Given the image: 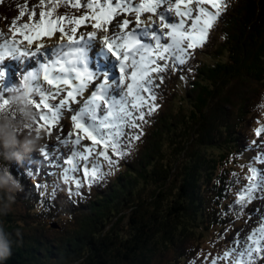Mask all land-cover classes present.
<instances>
[{
	"label": "trees",
	"instance_id": "16d2710c",
	"mask_svg": "<svg viewBox=\"0 0 264 264\" xmlns=\"http://www.w3.org/2000/svg\"><path fill=\"white\" fill-rule=\"evenodd\" d=\"M23 1L39 5L5 0L0 16L8 18ZM216 27L214 50H201L192 64L196 78L192 70L184 74L141 140L102 182L85 187L82 196H69L66 186L56 190L68 206L9 209L5 229L19 228L24 240L7 231L13 247L4 264H52L53 254L65 256V264H212L202 256L218 255L243 221L246 206L234 202L248 165L256 166L241 141L252 132L248 122L258 107L264 112V0H234ZM44 215L70 218L63 231L49 235L40 224L49 218Z\"/></svg>",
	"mask_w": 264,
	"mask_h": 264
},
{
	"label": "snow or ice",
	"instance_id": "6c2138e0",
	"mask_svg": "<svg viewBox=\"0 0 264 264\" xmlns=\"http://www.w3.org/2000/svg\"><path fill=\"white\" fill-rule=\"evenodd\" d=\"M62 5L80 14H59ZM27 7L24 5L12 21V38L0 34V61L8 56L35 55L44 48L43 44L34 45L42 37L64 41L52 48L54 58H46L40 71L29 73L21 87L39 113L37 129L49 135L59 130L63 138L57 137L58 145L70 146L65 166L58 160L55 166L61 167L59 175L68 195L82 196L85 187L91 189L102 182L141 140L144 127L161 107L158 89L170 74L192 70L190 62L227 10V0H39L40 11L36 7L25 11ZM173 15L177 19H172ZM25 16L30 22L18 24ZM82 27L93 30L77 38ZM17 33L22 40L16 39ZM85 37L99 38L119 61L116 81L89 69L86 48L81 46ZM24 42L27 46H22ZM39 80L50 89L42 83L34 86L33 81ZM57 97L58 102L52 103ZM8 108L9 100L0 97V111ZM66 113L71 126L67 132L60 127ZM254 131L257 137L264 136V124ZM40 152L49 163L55 158L47 148ZM253 160L264 164V153ZM248 170L247 183L237 191L234 202L241 208L254 200L257 192H264V169L248 165ZM233 176L239 182L237 174ZM58 187L53 185V197ZM229 256L232 264L264 260V222L251 230L242 248L224 253V258Z\"/></svg>",
	"mask_w": 264,
	"mask_h": 264
},
{
	"label": "clouds",
	"instance_id": "9594fccd",
	"mask_svg": "<svg viewBox=\"0 0 264 264\" xmlns=\"http://www.w3.org/2000/svg\"><path fill=\"white\" fill-rule=\"evenodd\" d=\"M196 75L193 76L196 78ZM8 100L10 108L0 111V193L7 195L6 202L0 199V223L11 209V204L15 203V194L24 191L20 181L10 172L11 163H20L25 155L40 151L45 136V130L36 127L39 113L30 103L29 96L22 87L14 88ZM25 205L27 206L28 203ZM2 224H0V264H4L12 255L13 240L10 233L24 240L19 228L6 230V224ZM53 255L52 264H65V256ZM76 264H82V261H77Z\"/></svg>",
	"mask_w": 264,
	"mask_h": 264
},
{
	"label": "rangeland",
	"instance_id": "374dc122",
	"mask_svg": "<svg viewBox=\"0 0 264 264\" xmlns=\"http://www.w3.org/2000/svg\"><path fill=\"white\" fill-rule=\"evenodd\" d=\"M17 17H19V16H16V17H14V18H12V19H9L8 20V22H10V26L9 25H7L8 24V22H7V24L2 20V19H0V30L3 28V31L6 33V34H11V38H12V32H13V25H12V21H13V19H15V18H17ZM20 19H27V18H20ZM86 29H91V28H88V27H82V28H80V29H78V32H80V31H84V30H86ZM93 30V29H92ZM19 40H22V39H19ZM39 41L40 40H38V41H35V42H37V43H39ZM42 41H45V42H48L49 43V40L47 39V37H44L43 39H42ZM57 41H61V40H59L58 38H57ZM34 42V43H35ZM214 44H215V42H213L211 39H210V37H208V41H207V43H206V45L203 47V49H199V51L197 52H195V55H194V58L192 59L193 60V63H194V61L196 60V58H198V54H199V52H201V50L202 51H204V52H208V50H214ZM54 45V44H53ZM205 59H203V61H204ZM262 65L264 66V60H260V67H259V71H261V68H262ZM231 68V67H230ZM231 70V69H230ZM180 73V72H179ZM175 75H179V74H177V72L176 73H172V77L171 76H167L166 78H165V81H164V83H163V85H162V87H161V89H158V92L160 93V100H163V101H165V103H167L168 101H169V99L171 98V95H168V96H165V89L167 88V84H169V86L173 83V82H175L174 80H172V78H174L175 77ZM263 78H264V76H263ZM172 80V81H171ZM170 82V83H169ZM37 84H38V82H37ZM52 91H55L54 89H51ZM239 96H240V93H239ZM59 98L60 97H57V100L56 101H54V103H57L58 102V100H59ZM236 97H233L232 99H235ZM238 99V98H237ZM167 101V102H166ZM240 101H238V100H236L235 101V103H239ZM263 101H261V102H257L256 100H255V102L253 103V104H260V103H262ZM241 103V102H240ZM228 105H226L225 107V109H226V111H227V109H229V110H231V107H230V105H229V103H227ZM235 108H236V110H238V106H235ZM264 110V109H263ZM259 113H262V111H259ZM239 114H242L243 115V112H241L240 110H239ZM247 115V114H246ZM245 115V116H246ZM263 115H264V113H263ZM220 118L222 119V120H225L226 118H224L223 116H220ZM228 124H230V121H228L227 122ZM60 127H63L64 129H65V132H67V131H71V126H70V115L69 114H65V116H64V119L62 120V122H61V125H60ZM49 131H51V130H49ZM152 131V129H146V132H151ZM61 137V138H63L62 136H63V134L59 131V130H56V131H53L52 132V135H49V132L48 131H45V136H44V140H43V143H42V147H44V145H46V147H47V149L50 151V152H52V154H53V156L55 157L53 160H52V162L50 163L51 165H52V167H53V170L55 171V175H59L60 174V172H61V167H63V166H65L64 165V162H62L61 161V155H66V153H69V151H70V146H69V148H64L63 146H58V148H57V150L55 149V146L56 145H54V141L55 140H57V137ZM54 137H56V139H54ZM252 137H254L252 134H251V136L249 137V139L250 138H252ZM146 142V141H145ZM57 143V142H56ZM85 143H89L88 141H86ZM256 143H260L261 144V149H260V151H261V153H264V138H262V137H258L257 138V140H256ZM58 144V143H57ZM40 151H38L37 152V155L38 156H40ZM174 155V152L172 153V156ZM57 159H59L60 161H59V164L61 165V167H57V166H55L56 165V163H57ZM260 169H264V164H263V166H262V164H260ZM259 203V202H258ZM256 209V211H258L257 213H254L253 214V218H251V219H248V220H245V221H243L241 224H239L238 226H236L235 228H233L232 230H231V234L228 236V240H227V244H226V246L227 247H230L231 245H232V243L233 242H235V241H239L240 243L239 244H235V248H242V246H241V242L244 244V242H245V239H246V236L251 232V230L252 229H254V228H258L259 226H260V224H261V212L264 214V204L261 202L260 204H258L257 205V207L255 208ZM123 211L124 210H122L121 211V215L123 214ZM65 224L64 223H62V231L65 229ZM40 254L42 253L41 251H38Z\"/></svg>",
	"mask_w": 264,
	"mask_h": 264
},
{
	"label": "bare ground",
	"instance_id": "6f19581e",
	"mask_svg": "<svg viewBox=\"0 0 264 264\" xmlns=\"http://www.w3.org/2000/svg\"><path fill=\"white\" fill-rule=\"evenodd\" d=\"M84 34H85V32H84ZM55 37V36H54ZM54 37H52V38H47L49 41H52L53 40V38ZM96 41H94V44H96L97 45V48L95 49V51L97 52L96 53V55H98V53H99V56H100V58H103V59H106L107 58V56L106 55H108L109 53L105 50V48L103 47V44H102V41L99 39V38H96L95 39ZM39 44H44L43 43V41L42 40H40L39 41ZM92 46H94V44L91 42L90 43ZM52 52V51H51ZM88 55H89V57H90V59H94V60H96V57H95V55L93 56V51H91L90 49H89V53H88ZM17 57H19V56H17ZM93 62V61H92ZM96 63H94V64H92V67H90V68H96V66L97 65H95ZM36 66H37V69H36V71L37 72H39L40 71V64H39V62H38V64H36ZM95 66V67H94ZM100 69V68H99ZM99 69H94V72L97 74L98 73V71H99ZM26 75V74H25ZM191 76V74L189 73L188 74V76ZM27 76V75H26ZM112 81V80H111ZM35 192V191H34ZM36 193V192H35ZM54 259V258H53Z\"/></svg>",
	"mask_w": 264,
	"mask_h": 264
},
{
	"label": "water",
	"instance_id": "95a60500",
	"mask_svg": "<svg viewBox=\"0 0 264 264\" xmlns=\"http://www.w3.org/2000/svg\"><path fill=\"white\" fill-rule=\"evenodd\" d=\"M3 0H0V2H2Z\"/></svg>",
	"mask_w": 264,
	"mask_h": 264
}]
</instances>
